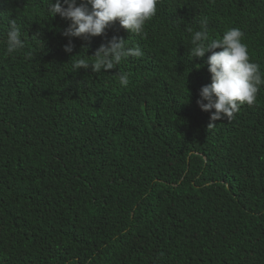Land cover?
Returning <instances> with one entry per match:
<instances>
[{
  "label": "trees",
  "instance_id": "1",
  "mask_svg": "<svg viewBox=\"0 0 264 264\" xmlns=\"http://www.w3.org/2000/svg\"><path fill=\"white\" fill-rule=\"evenodd\" d=\"M44 2L0 0V264H264V85L209 128L211 52L188 56L207 15L215 38L244 32L264 73V0H168L143 37L116 21L71 53L70 21ZM7 18L26 41L12 56ZM113 37L144 56L71 72Z\"/></svg>",
  "mask_w": 264,
  "mask_h": 264
},
{
  "label": "clouds",
  "instance_id": "2",
  "mask_svg": "<svg viewBox=\"0 0 264 264\" xmlns=\"http://www.w3.org/2000/svg\"><path fill=\"white\" fill-rule=\"evenodd\" d=\"M167 3L168 0H81L78 5L77 0H45L43 7L47 18L59 14L61 18L70 21L63 35L70 38L64 50L71 53L72 37L90 39L100 36L116 21L130 36L143 37L146 23L156 13L158 17L163 15ZM209 23L210 18L204 15L198 20L200 30L193 32L188 29L191 33L188 56L191 59L203 58L206 53L211 52L207 58L211 83L200 89V98L197 100L202 111L211 113L208 126L211 128L215 126L212 123L214 121L232 119L242 105L252 106L256 103L259 88L264 85V73L250 59L248 46L243 42L244 32L240 28H229L220 38H215L210 35ZM261 31H264V27ZM25 46L26 41L17 20L7 18V30L4 33L5 55L12 56ZM216 49L221 50L215 51ZM144 54L139 44L113 37L107 44H102L92 56L76 55L77 58L71 60V72H76L81 67L87 69L91 65L92 71L98 74L102 70L117 68L125 59H140ZM116 75L120 85L126 88L129 84V73L120 70ZM29 157L31 161L20 166L25 171H33L40 164L38 156Z\"/></svg>",
  "mask_w": 264,
  "mask_h": 264
}]
</instances>
